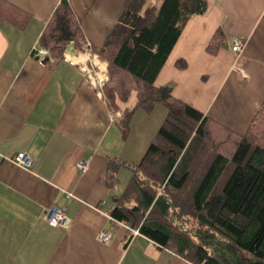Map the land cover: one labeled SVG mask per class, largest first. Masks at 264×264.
<instances>
[{
	"label": "crops",
	"instance_id": "obj_1",
	"mask_svg": "<svg viewBox=\"0 0 264 264\" xmlns=\"http://www.w3.org/2000/svg\"><path fill=\"white\" fill-rule=\"evenodd\" d=\"M4 1L18 23L0 18V264H195L111 215L131 182L129 165L145 155L167 107L137 109L124 134L123 112L97 95L78 63L84 57L34 54L62 0ZM68 1L96 53L130 2ZM206 1L188 17L155 84L244 134L264 107V0ZM219 29L224 39L213 53ZM234 36L245 41L240 54L231 49ZM136 102L134 92L129 107ZM20 152L32 156V168L13 161ZM81 160L89 161L84 173ZM54 204L67 208L68 227L42 219Z\"/></svg>",
	"mask_w": 264,
	"mask_h": 264
},
{
	"label": "trees",
	"instance_id": "obj_2",
	"mask_svg": "<svg viewBox=\"0 0 264 264\" xmlns=\"http://www.w3.org/2000/svg\"><path fill=\"white\" fill-rule=\"evenodd\" d=\"M147 3L130 0L97 52L108 63L106 103L123 112L124 134L137 109H168L143 158L129 165L131 182L111 215L195 264H232L221 248L238 252L245 264H264V107L240 134L174 97L171 87L156 86L188 17L205 11L207 1L163 0L157 9ZM6 4L0 0V18L18 23ZM222 34L215 32L210 52L218 50ZM83 37L69 1L62 0L40 44L61 59L72 41L82 46ZM115 167L111 163L110 171Z\"/></svg>",
	"mask_w": 264,
	"mask_h": 264
},
{
	"label": "built area",
	"instance_id": "obj_3",
	"mask_svg": "<svg viewBox=\"0 0 264 264\" xmlns=\"http://www.w3.org/2000/svg\"><path fill=\"white\" fill-rule=\"evenodd\" d=\"M76 43L72 41L64 52V56L69 58L67 52L70 51L74 56H82L83 60L79 63L81 69L87 74L88 79L92 87L96 90L97 95L105 102L104 86L109 80L108 63L101 59L99 54L94 52L93 46L90 40L84 39L82 48L76 51ZM245 47V41L241 36H234L231 39V49L234 52L242 53ZM34 54L37 57L49 56L50 51L48 48L41 46L34 49ZM117 116H120L118 113ZM13 161L26 168H32L35 164L32 156L26 152H20L13 157ZM89 167L88 160H81L77 163V169L84 173ZM42 219L48 222L51 226L68 227L70 225V218L67 215V208L65 206H59L54 204L46 209L42 215ZM121 224L127 225L125 221H120ZM135 234H139V229L132 230ZM110 238V234L102 230L99 234V239L107 241Z\"/></svg>",
	"mask_w": 264,
	"mask_h": 264
},
{
	"label": "rangeland",
	"instance_id": "obj_4",
	"mask_svg": "<svg viewBox=\"0 0 264 264\" xmlns=\"http://www.w3.org/2000/svg\"><path fill=\"white\" fill-rule=\"evenodd\" d=\"M163 2V0H150V3H149V5H151V6H154V8H158V6L161 4ZM79 48V47H78ZM68 54H70V51L67 53V55ZM72 54V53H71ZM108 82V81H107ZM106 86V85H105ZM105 86H104V94H105ZM105 100H106V95H105ZM112 111H114L115 112V110L111 107L110 108ZM159 109H161L162 111L164 110L165 111V107L164 106H160V108ZM159 112V111H158ZM158 112H156V117H157V115H158ZM165 113H166V111H165ZM122 116H123V113H122ZM155 117V115L152 117V122H150L148 125L150 126V128L153 126L154 127V124L155 123H157L156 122V120H158V117L156 118ZM164 117H165V115H164ZM145 135V137H146V133L144 134ZM219 254L223 257V258H225V259H227V260H229L232 264H245V263H243L242 262V260H241V255L238 253V252H236V251H233V250H230V249H227V248H221L220 250H219ZM248 264H259V262H254V263H248Z\"/></svg>",
	"mask_w": 264,
	"mask_h": 264
},
{
	"label": "bare ground",
	"instance_id": "obj_5",
	"mask_svg": "<svg viewBox=\"0 0 264 264\" xmlns=\"http://www.w3.org/2000/svg\"><path fill=\"white\" fill-rule=\"evenodd\" d=\"M73 59H74L75 61H80L81 58L75 56Z\"/></svg>",
	"mask_w": 264,
	"mask_h": 264
},
{
	"label": "water",
	"instance_id": "obj_6",
	"mask_svg": "<svg viewBox=\"0 0 264 264\" xmlns=\"http://www.w3.org/2000/svg\"><path fill=\"white\" fill-rule=\"evenodd\" d=\"M260 264V263H259Z\"/></svg>",
	"mask_w": 264,
	"mask_h": 264
}]
</instances>
